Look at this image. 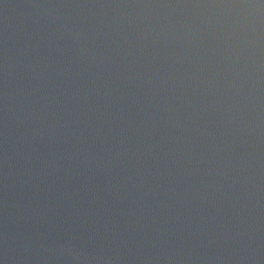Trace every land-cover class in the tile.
<instances>
[{"label":"water","instance_id":"obj_1","mask_svg":"<svg viewBox=\"0 0 264 264\" xmlns=\"http://www.w3.org/2000/svg\"><path fill=\"white\" fill-rule=\"evenodd\" d=\"M0 264H264V0H0Z\"/></svg>","mask_w":264,"mask_h":264}]
</instances>
